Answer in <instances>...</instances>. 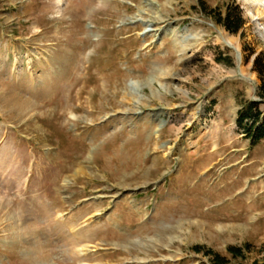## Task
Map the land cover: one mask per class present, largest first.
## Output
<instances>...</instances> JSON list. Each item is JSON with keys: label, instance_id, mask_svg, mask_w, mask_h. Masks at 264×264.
I'll return each instance as SVG.
<instances>
[{"label": "rangeland", "instance_id": "1", "mask_svg": "<svg viewBox=\"0 0 264 264\" xmlns=\"http://www.w3.org/2000/svg\"><path fill=\"white\" fill-rule=\"evenodd\" d=\"M261 52L264 0H0V264H264Z\"/></svg>", "mask_w": 264, "mask_h": 264}, {"label": "trees", "instance_id": "2", "mask_svg": "<svg viewBox=\"0 0 264 264\" xmlns=\"http://www.w3.org/2000/svg\"><path fill=\"white\" fill-rule=\"evenodd\" d=\"M237 14L228 9L225 15L219 14L216 17L217 24L225 27L226 30L232 33H239L242 30L243 21L240 16V11L237 8ZM252 72L257 74L260 82L257 96L259 101L246 102L243 108L239 111L237 117V125L253 145L260 143L264 139V110L261 109L264 103V53H259L255 56L252 65ZM199 251V248H196ZM230 252L235 256L241 253L238 248H231ZM215 264H222L221 261H226L220 255L214 256Z\"/></svg>", "mask_w": 264, "mask_h": 264}]
</instances>
